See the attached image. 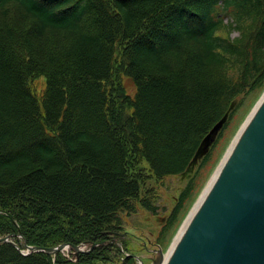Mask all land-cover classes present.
Returning <instances> with one entry per match:
<instances>
[{
	"label": "trees",
	"instance_id": "16d2710c",
	"mask_svg": "<svg viewBox=\"0 0 264 264\" xmlns=\"http://www.w3.org/2000/svg\"><path fill=\"white\" fill-rule=\"evenodd\" d=\"M263 86L264 0H0V235L110 239L140 201L133 154L158 177L185 172L237 97ZM0 264L54 262L0 242Z\"/></svg>",
	"mask_w": 264,
	"mask_h": 264
},
{
	"label": "rangeland",
	"instance_id": "374dc122",
	"mask_svg": "<svg viewBox=\"0 0 264 264\" xmlns=\"http://www.w3.org/2000/svg\"><path fill=\"white\" fill-rule=\"evenodd\" d=\"M239 33L233 30L221 34L235 39L240 36ZM235 74H238L236 69L228 71V75ZM122 79L126 93L133 96L136 90L135 84L127 75L123 74ZM30 85L34 92L41 95L45 89L44 76L33 79ZM263 94L264 86L249 87L239 95L232 104L231 110L206 137L200 152L188 169L181 174L158 177L142 156L133 154L129 172L141 178L140 201L136 202L135 209L121 212L119 226L111 234L110 239L99 242L92 249L90 247L94 242L86 241L78 244L86 249V252L76 253L74 249H65L49 254L54 264H78L83 263L84 260L90 264H121L128 256L133 257V264H155L159 256L158 250L162 249L164 254L168 252L185 219L210 185L235 138ZM210 151L209 160L206 162L205 159ZM192 178L196 186L194 192L185 202L177 221L168 226L169 217L180 193ZM144 202L150 204L153 209H148ZM15 233H17L16 237L0 235V238L8 237L13 246L26 254L27 248L24 246L23 236L18 231Z\"/></svg>",
	"mask_w": 264,
	"mask_h": 264
},
{
	"label": "water",
	"instance_id": "95a60500",
	"mask_svg": "<svg viewBox=\"0 0 264 264\" xmlns=\"http://www.w3.org/2000/svg\"><path fill=\"white\" fill-rule=\"evenodd\" d=\"M237 136L172 253L164 261L159 249L155 264H264V94ZM24 246L26 254L87 251L67 243L41 247L25 241Z\"/></svg>",
	"mask_w": 264,
	"mask_h": 264
},
{
	"label": "bare ground",
	"instance_id": "6f19581e",
	"mask_svg": "<svg viewBox=\"0 0 264 264\" xmlns=\"http://www.w3.org/2000/svg\"><path fill=\"white\" fill-rule=\"evenodd\" d=\"M259 101H260V100H259ZM255 108H256V107H255ZM255 108H254V109H255ZM253 111H254V110H253ZM253 111H252V112H253ZM251 114H252V113H251ZM251 114H250L249 117H251ZM249 117H248V119H249ZM248 119L246 120L245 124L247 123ZM245 124L243 125V127L241 128V130L244 128ZM241 130H240V132H241ZM237 138H238V136L235 138V140H234V142H233V144L231 145L230 148L233 147V145L235 144ZM214 177H215V176H214ZM210 184H211V183H210ZM209 187H210V186H209ZM209 187H208V188H209ZM208 188H206V190H204V192L202 193L201 197H199L200 199H198V202H196V206H195V207H197L198 204L201 203L203 197L205 196L206 192L208 191ZM195 209H196V208H195ZM195 209H194V211H195ZM194 211H193V212H194ZM192 214H193V213L191 212V213L188 215V217L185 219L184 223L182 224V226H181V228H180V230H179V232H178V234H177V236H176V238H175L173 244L171 245V247H170V249L168 250V252L165 253V255H164V261H166V260L168 259L169 255L172 253V251H173V249H174V247H175L177 241L180 239L182 233H183L184 230H185V227H186L187 224H188V220H189V218H190L189 216H191Z\"/></svg>",
	"mask_w": 264,
	"mask_h": 264
}]
</instances>
